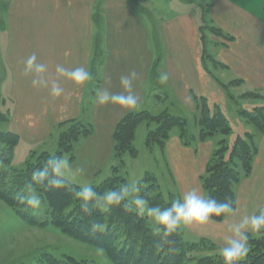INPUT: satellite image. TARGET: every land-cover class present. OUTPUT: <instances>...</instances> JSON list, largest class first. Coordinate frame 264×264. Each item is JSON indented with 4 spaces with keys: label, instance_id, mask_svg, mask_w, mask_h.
<instances>
[{
    "label": "crops",
    "instance_id": "1",
    "mask_svg": "<svg viewBox=\"0 0 264 264\" xmlns=\"http://www.w3.org/2000/svg\"><path fill=\"white\" fill-rule=\"evenodd\" d=\"M177 1L181 9L166 14L163 4L152 0H1L0 114L5 119H0V131L19 136L12 162L24 163L34 152L54 153L66 121L90 124L92 134L56 166L59 175L85 188L121 164L113 154L112 134L125 113L157 114L168 111L164 104L196 113L195 98L226 112L223 83L213 69L241 80L236 88L264 95L263 0H203L206 16L183 8L195 0ZM204 17L208 27L222 32L210 33L218 44L211 52L215 65L201 58L198 28ZM240 100L250 108L264 104ZM252 134L258 151L251 173L235 185V210L221 222L200 209L204 192L199 177L216 141L194 139L184 146L175 132L161 149L184 208V230L211 241L217 250L238 248L247 231L260 226L256 213L264 209V132ZM124 155L120 168L126 167Z\"/></svg>",
    "mask_w": 264,
    "mask_h": 264
},
{
    "label": "trees",
    "instance_id": "2",
    "mask_svg": "<svg viewBox=\"0 0 264 264\" xmlns=\"http://www.w3.org/2000/svg\"><path fill=\"white\" fill-rule=\"evenodd\" d=\"M204 28L203 25L198 28L201 58L203 62L208 60L215 65L216 60L206 52ZM207 29L213 35L222 36L218 28ZM241 84L242 81L237 79L229 85ZM238 98L264 101V95L256 90L241 92ZM195 102L200 109L196 135L187 133L185 118L166 110L157 114L147 110L125 113L115 124L112 134L113 154L120 158L121 164L112 167L111 174L92 187L87 199L81 198L87 188L70 183L57 173L56 166L64 153L72 154L75 144L92 134L90 124L66 121L67 125L58 137L57 150L54 153H31L20 167L12 166L19 136L0 131V168L4 167V170H0V200L25 224L39 228L50 224L75 241L102 251L112 264H264V228L261 227L264 226L263 209L256 213L260 224L258 237L244 235V257L234 252L200 254L197 247L203 243L217 250L216 246L205 238L194 242L184 239L179 226L184 215L180 198L176 193L164 194L151 173H145L136 183L138 200L145 202L148 210L128 198L127 180L120 174L123 165L121 157L123 154L137 156V149L133 145L135 130L140 123L147 122L155 124L144 139L147 149L154 145L163 149L173 128L179 129L178 137L184 146H189L194 139L204 141L221 135L204 173L199 177L204 192L200 209L215 222H221L235 210L234 187L251 173L253 159L258 151L255 137L250 132H243L228 143L226 136L230 134L231 126L225 113L217 104H208L204 98H195ZM238 114L247 124L256 128L257 134L264 132V104L255 105L250 110L238 109ZM0 119L4 120L5 116L0 114ZM35 195L40 197V203L36 204ZM36 210H43L42 215H33L32 212ZM147 212L156 217L155 227L148 223ZM37 264L91 263L69 255L44 253Z\"/></svg>",
    "mask_w": 264,
    "mask_h": 264
},
{
    "label": "rangeland",
    "instance_id": "3",
    "mask_svg": "<svg viewBox=\"0 0 264 264\" xmlns=\"http://www.w3.org/2000/svg\"><path fill=\"white\" fill-rule=\"evenodd\" d=\"M152 1L163 4L162 9H166V14L174 13L175 11L181 9V5H178L180 3L177 0ZM3 5L4 3L0 0V9L2 7L3 9H5V6ZM183 6L184 9H187V7L189 9H192V11H195L197 15H204L207 8L203 0H195V3H188L187 5L184 3ZM201 25L205 26L203 35L206 39V52L210 57L214 58V55H212L211 52L214 53V48L217 47L218 44H214V39L211 38V34L210 32H208L207 27L209 26V24L208 20L205 17L204 22H202ZM154 47L156 48V45ZM156 56H158V53H156ZM206 62L209 63L208 60H204L205 64ZM223 71L224 69H222V71H215V69H213L212 73L213 75H215V77H217V79H221V83H223V85L227 86V88L225 89L222 87V85H220L224 94V104L226 107V112L224 111V113L228 117L229 124L231 126V132L228 136H226L227 142L231 143L233 138L238 133L241 134L245 131L256 133L255 135H257L256 128L249 124L246 127L244 119L236 112V109H251V106L244 104L238 98V95L241 92L248 90V88H246L245 86L236 88V86L229 85L230 82L233 81V78H230L229 71ZM148 102L152 101L148 100ZM164 108H167V110L172 114L177 113L175 115L185 118L187 122L186 129L188 134H194L197 131V121L200 112L199 106L197 108V105L195 104L196 113L188 112L187 109H184L183 107L175 104H171L169 106L164 104ZM179 108L181 109L179 112L175 111V109ZM146 124L147 122L140 123L134 136L133 145L139 153L138 156L131 157L127 154L124 155L126 167L120 168V174H123L127 180L128 198L135 203H139L145 210H148L146 209V203L142 201L140 202L138 200V191L136 188V183L143 178L145 173H151L156 178L157 183L160 185V188L162 189L164 194H166L167 192L176 193L177 190L173 183V179L169 174L166 159L163 160L160 147L154 145L150 150H148L144 145V139L146 136ZM147 125V131L155 127V124L153 123H148ZM3 127V122L0 121V130L3 129ZM175 132L179 133V129L173 128L170 131V133L172 134H174ZM220 138H222L221 135H215L212 139L217 142ZM20 152L21 151H19V154ZM22 165L23 162H17L16 159L14 162H12V166L14 167H20ZM0 170H4V167H1ZM105 175V171H103L101 173V177H104ZM97 180H99V178H97L96 176L93 178V182L83 184L86 185L85 188L87 189L85 190V192H83V195H81L82 199H87L89 197L92 187L96 186L99 183L97 182ZM80 181L86 183V181ZM35 196L37 197L36 204L40 203V197H38L37 195ZM37 208H39V206ZM39 210L33 211L32 214L36 216L42 215L41 213L43 212V210ZM148 215V223L150 224V226L155 227L157 223L156 217L150 215L149 213ZM256 219L258 221L257 215ZM179 226L183 230V237L186 241L194 242L200 239L194 233L184 230L183 221H180ZM261 227L264 228V226ZM252 229H254V226H251L249 228V230ZM246 234H249L251 237H258V230L247 231ZM197 250L200 254H204L207 252H211L212 254H214L215 252L213 251H218L217 253L219 254L234 252L238 254L239 257H244L246 253L244 242L236 249L222 248L221 250H215L213 247H209V244L206 243V245H204L203 243L202 246L197 247ZM44 253L53 254L55 256L69 255L76 259H86L91 264H112V262H110L106 258L102 251L75 241L67 235H64L61 232L57 231V229H55L50 224L44 228L33 227L25 224L16 216L13 210H11L2 200H0V264H37L40 257Z\"/></svg>",
    "mask_w": 264,
    "mask_h": 264
}]
</instances>
